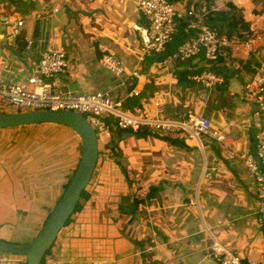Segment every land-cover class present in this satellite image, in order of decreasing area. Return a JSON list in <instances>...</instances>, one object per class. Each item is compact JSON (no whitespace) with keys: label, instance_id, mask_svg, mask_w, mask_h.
Returning a JSON list of instances; mask_svg holds the SVG:
<instances>
[{"label":"crops","instance_id":"obj_1","mask_svg":"<svg viewBox=\"0 0 264 264\" xmlns=\"http://www.w3.org/2000/svg\"><path fill=\"white\" fill-rule=\"evenodd\" d=\"M209 1L175 0L180 10H194L200 23V14L230 3L245 15L264 8V0ZM136 2L0 0V79L27 82L42 54L54 48L69 59L56 76L62 92L108 93L136 116L204 115L232 134L233 148L256 155L254 102L231 92L228 82L205 88L187 79L189 67L198 72L209 66L228 80L239 74L245 81L250 72L233 71L225 56L223 68L202 57L165 64L167 51L142 60L137 27L145 21ZM258 17L263 23L264 13ZM106 54L139 72L135 88L102 65ZM258 59L264 60V46ZM107 122L121 140L99 152L80 209L42 264H219L209 257L214 238L243 264H264L255 180L229 147L205 139L199 149L181 135L127 132ZM67 131L57 125L0 129V241H32L60 200L81 156L79 144L66 155L52 149ZM0 264H26V257L0 251Z\"/></svg>","mask_w":264,"mask_h":264},{"label":"built area","instance_id":"obj_2","mask_svg":"<svg viewBox=\"0 0 264 264\" xmlns=\"http://www.w3.org/2000/svg\"><path fill=\"white\" fill-rule=\"evenodd\" d=\"M144 24L137 27L140 36V58L150 55H163L166 47L177 34L176 19L191 18L194 10L182 11L175 0H137ZM241 4V3H240ZM250 29L244 40H230L219 36L217 32L202 23L192 21L189 30H195L196 36L181 44L165 60V64L184 62L202 57L206 62H217L220 56H227V65L234 71H245V68L257 61L258 67L254 75L244 79L243 96L250 98L255 105L251 128L255 131L257 144L256 155L237 151L232 147L233 137L213 126L212 121L204 116L192 114L185 110L177 113L176 119H165L147 115L136 116L120 108L108 93L73 94L60 90L56 76L66 71L69 66L68 56L54 48L47 49L41 56L34 73L27 82L12 83L0 79V109L9 112L17 111H73L82 114L94 128L100 147L110 151L116 134L107 119H113L118 129L138 132L141 129L153 133L181 135L199 149H203L204 140L229 147L234 156L248 169L255 180V195L258 204L257 226L264 232V60H259L261 48L264 46V22L249 12ZM23 22H17V27ZM102 65L113 72L119 81L128 87L135 88V79L140 78L137 70L130 71L122 66L111 54L102 58ZM187 79L205 88L222 87L228 78L206 66L196 72L188 68ZM138 93L135 92V95ZM160 98L155 102L158 104ZM264 244V237H263ZM209 257L219 264H243L240 259L215 238L209 248Z\"/></svg>","mask_w":264,"mask_h":264},{"label":"water","instance_id":"obj_3","mask_svg":"<svg viewBox=\"0 0 264 264\" xmlns=\"http://www.w3.org/2000/svg\"><path fill=\"white\" fill-rule=\"evenodd\" d=\"M208 63L213 64L212 61ZM228 84L231 92L243 95L244 81L239 74H231ZM38 124L62 125L70 128L79 137L81 156L71 181L34 239L27 244L0 241V251L23 255L26 257V264H42L46 253L74 214L83 192L88 188L99 157L96 132L87 118L80 113L73 111H0V129ZM120 140V137L117 138L113 147H116Z\"/></svg>","mask_w":264,"mask_h":264},{"label":"trees","instance_id":"obj_4","mask_svg":"<svg viewBox=\"0 0 264 264\" xmlns=\"http://www.w3.org/2000/svg\"><path fill=\"white\" fill-rule=\"evenodd\" d=\"M207 1L208 4L211 2L209 0ZM263 13H264V8L262 7H258L253 11V15L255 17H258ZM200 15L203 16L202 17L203 20L201 23L206 27L210 28L211 30L217 32L219 36H226L227 38L233 41L236 40L240 41V40H244L247 34L249 33L250 21L247 19L244 12L239 11L238 8L233 3L228 4L227 8L224 10H214V11L210 10L207 14L204 15L200 14ZM192 21L198 22V17L196 14L191 18L176 19L177 34L173 36L172 42L166 47L168 56H170L181 44L191 39L192 37L196 36L197 32L195 30L188 29V25ZM225 58H227V61H229V58L227 56ZM225 58H223V56L219 57V60L217 61L218 67L220 68L224 67L223 64L226 62ZM257 67L258 66L252 67V65L249 64L245 68V71L248 70L252 75H254L257 71ZM229 71L230 70L228 69L227 70L228 75H230L231 73ZM40 125L42 126V125H53V124H38L35 126H40ZM57 126H62V125H57ZM62 127H66V126H62ZM73 175L74 172L69 176L68 183L66 184L64 191L67 188L69 182L71 181Z\"/></svg>","mask_w":264,"mask_h":264},{"label":"rangeland","instance_id":"obj_5","mask_svg":"<svg viewBox=\"0 0 264 264\" xmlns=\"http://www.w3.org/2000/svg\"><path fill=\"white\" fill-rule=\"evenodd\" d=\"M243 97L248 101L251 100L248 97H245V96H243ZM0 111H7V110L6 109H0ZM85 116L87 117L88 115L86 114ZM64 128H66V127H64ZM65 131H66V129H65ZM67 132H69V134H70L69 136L62 134V136L60 135L61 139L60 138L55 139V140H59V143L56 144L55 140H54V142L51 143L53 145L52 149L53 150L55 149L58 153L63 154V155H66V153L71 154V152L74 153L75 152V149L73 150L74 146H76V148L78 149V144L80 145L79 137L77 138L76 135H74L75 133L72 132V130L69 128H68ZM127 132H129V131H127ZM68 150H69V152H68ZM103 150L104 149L101 146L100 150H99L100 156L102 155ZM64 157H67V156H64ZM99 164H100V161H99ZM85 197H86V190L83 193L82 199ZM80 206H81V201L79 202L74 214L70 217L69 221L67 222V225L69 224V222H72L74 220L76 213L80 209ZM15 241L18 243L22 242L21 240H15Z\"/></svg>","mask_w":264,"mask_h":264}]
</instances>
